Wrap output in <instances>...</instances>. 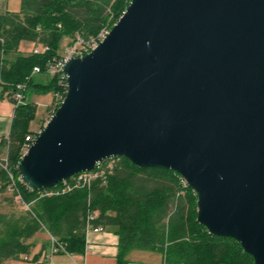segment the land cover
Wrapping results in <instances>:
<instances>
[{
	"label": "water",
	"instance_id": "obj_1",
	"mask_svg": "<svg viewBox=\"0 0 264 264\" xmlns=\"http://www.w3.org/2000/svg\"><path fill=\"white\" fill-rule=\"evenodd\" d=\"M17 170L32 191L122 157L180 175L197 222L264 264V0H131Z\"/></svg>",
	"mask_w": 264,
	"mask_h": 264
},
{
	"label": "trees",
	"instance_id": "obj_2",
	"mask_svg": "<svg viewBox=\"0 0 264 264\" xmlns=\"http://www.w3.org/2000/svg\"><path fill=\"white\" fill-rule=\"evenodd\" d=\"M129 2L21 0L18 12L0 14V98L6 97L13 105L8 133L0 138V150H4L8 170L27 205L23 207L16 199L17 193L9 190L11 180L0 165V196L10 192L9 204L23 210L17 212L10 206L8 211L0 212V264L28 255L40 233L64 243L67 253L82 254L89 226L116 232L117 264H126V254L134 249L159 251L164 264H254L238 242L211 235L197 222L196 193L182 186L181 176L171 170L140 168L125 158L114 157L111 167L109 163L102 177L91 184L43 197L18 180L17 165L25 138L34 133L28 128L35 105L24 101L16 106L15 87L25 84L34 92H52L53 114L65 92L57 77L45 74V67L60 55L61 37H94L105 27L111 29ZM22 42L48 50L42 54L24 53L19 49ZM35 67L40 68L46 80H35ZM3 159L0 155V163ZM48 246L49 243L42 248Z\"/></svg>",
	"mask_w": 264,
	"mask_h": 264
},
{
	"label": "built area",
	"instance_id": "obj_3",
	"mask_svg": "<svg viewBox=\"0 0 264 264\" xmlns=\"http://www.w3.org/2000/svg\"><path fill=\"white\" fill-rule=\"evenodd\" d=\"M109 31H110V29L105 27L94 37H82V36L77 35L74 38V40L67 46V48L63 54H60L59 56H55L50 61H48V63L46 64V67H45V74L47 76L57 77L58 78V85L63 87L64 92L66 93V74L63 71V66H64L65 62L71 57H81V56L85 55L86 53L90 52L93 48H95L98 45V43L100 41H102L106 37V35L109 33ZM47 50H48V47L43 46V47H35V48H33L32 51L34 54H42V53L46 52ZM41 73H42V71L40 70L39 67H35L32 71V75L41 74ZM26 91H27V89H26L25 84H19L15 87L13 99H14V103L16 106H18L19 104H22L25 101V99L27 98L26 97ZM54 96L58 100L61 99V96L59 94H55ZM62 100H63V98H62ZM62 100H61V102H62ZM40 131L41 130H36V131H34V133L32 135H29L25 138V143L22 147V153L23 154L28 150V148L30 147L32 142L39 135ZM111 159L112 158H109V159H106L104 161L98 162L93 170H91L89 172H83V173L77 174V175L69 178L68 180L61 182L60 187H56L57 186L56 185V186L51 187V188L41 189V190L37 191V194L39 197L50 196V195L58 194L59 192L70 191L73 188L80 187L83 185H89L94 180L102 177V175L105 172V167L108 166ZM105 164H107V165H105ZM0 165L2 166V168H4L8 172L9 178L11 180V183L9 185V190L16 192L17 193V195H16L17 201L20 202L23 205V207L27 208V205H25L23 203V201L21 200V196H20L19 191H18L17 186H16L15 178L13 177V175L8 170L7 158H4L2 160V163H0ZM109 167H111V166L109 165ZM18 180L20 182H22L20 179V176L18 177ZM180 183L182 184V186H187L185 180L182 177L180 179ZM92 219L93 218L90 217V220H92ZM87 231L92 232V233H100V232L104 231V228L101 226H96V227L89 226ZM48 236H49V238H48L49 239L48 240L49 246H48L47 253L45 256L46 262L43 264H51L52 256L59 253V252L67 253L64 243L60 242L57 238H55L54 236H52L50 234H48Z\"/></svg>",
	"mask_w": 264,
	"mask_h": 264
},
{
	"label": "crops",
	"instance_id": "obj_4",
	"mask_svg": "<svg viewBox=\"0 0 264 264\" xmlns=\"http://www.w3.org/2000/svg\"><path fill=\"white\" fill-rule=\"evenodd\" d=\"M10 0H0V14L8 11ZM17 1V0H14ZM46 80V78H43ZM27 97V96H26ZM13 110V109H12ZM13 115V113H12ZM11 120L0 117V138L6 137ZM49 236L40 233L33 240L30 253L19 259L11 260L8 264H43L46 262V245ZM118 236L114 230H104L100 233L86 232V247L82 254L59 252L52 256L51 264H117ZM126 264H164L163 255L159 251L130 250L125 256Z\"/></svg>",
	"mask_w": 264,
	"mask_h": 264
},
{
	"label": "rangeland",
	"instance_id": "obj_5",
	"mask_svg": "<svg viewBox=\"0 0 264 264\" xmlns=\"http://www.w3.org/2000/svg\"><path fill=\"white\" fill-rule=\"evenodd\" d=\"M20 2L21 0H17V1L10 0L8 11L18 12L20 10ZM72 40L73 39H70L67 36L61 37L59 44H58V53L63 54L67 46L72 42ZM33 48H34V44L31 42H22L19 46V49L24 53L32 51ZM34 78L36 81H38L46 77L45 75L35 74ZM49 78H52V77L49 76ZM26 96L27 98L25 99V101L30 102L33 105H35V111L33 112V119L30 122L28 129L30 131L42 130L45 124L47 123V121L53 115L51 112L55 104L53 103V94L52 92L38 93V92H34L33 88H28L26 91ZM48 108L49 110H47ZM12 109H13V105L7 100L6 97L0 98V117H7L8 120H11L12 113H13ZM0 155L2 159L5 158V156H3L4 150L3 151L0 150ZM111 164L112 162H110L109 165L111 166ZM10 197H11L10 192H7V193L5 192L2 196H0V212H6L11 207H14V209L17 212L23 211L21 210L20 207H17L15 204L14 205L9 204V201H7V198L9 199ZM108 230H111V228H109Z\"/></svg>",
	"mask_w": 264,
	"mask_h": 264
}]
</instances>
